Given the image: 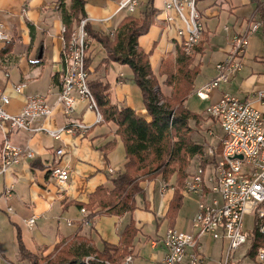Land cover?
Wrapping results in <instances>:
<instances>
[{"label": "crops", "instance_id": "obj_1", "mask_svg": "<svg viewBox=\"0 0 264 264\" xmlns=\"http://www.w3.org/2000/svg\"><path fill=\"white\" fill-rule=\"evenodd\" d=\"M121 1L84 0L86 19L93 29L113 35L124 17L132 14L141 18L144 11L152 8L153 22L148 31L138 37V46L150 53L151 69L161 91L168 95L171 89L163 84L164 77L158 75V68L164 60L176 58L180 47L177 34L182 26L180 19L174 11L163 9L165 0H137L132 12L119 9ZM69 6L70 0H64L61 5L58 0H0V21L11 37L0 42V89L10 100L5 110L18 114L27 99L44 95L51 113L42 121L43 128L56 131L74 121L86 126L83 133L63 131L59 138H55L44 130H14L9 129L7 123L0 124V162L5 140L34 155H21L18 162L0 173V264H31L34 261L42 264L58 244L73 245L80 236L89 239L97 248L106 243L117 245L130 219L128 214L99 213L87 220L88 211L79 207L80 203L88 202L98 187H112L110 179L123 169L125 152L115 134V125L97 121L96 111L85 101L77 98L73 111L65 115L58 100L63 82L61 58L66 46L63 12ZM196 9L204 32L198 44L201 50H197L193 61L199 72L194 78L193 90L184 100V106L190 111L194 110L191 100L195 90L215 75V67L203 73L206 72L201 66L203 57L211 52L212 47H217L219 60L223 59L230 49L231 37L245 29L250 18L264 19V0H197ZM168 15L172 17L170 23H166ZM87 43L88 53L94 54L90 63L94 69L106 54L96 40L88 39ZM241 62L240 70L226 86L239 79L241 90L231 94L258 106L255 92L264 88V36L261 29L249 36ZM102 71L108 84L110 103L129 107L150 121L140 89L132 80L130 67L109 61ZM19 85L23 86L18 88ZM226 86L218 91L212 104L226 92ZM108 143L113 145L108 146ZM57 149L63 150L59 163L69 171L67 186L62 190L50 176ZM207 167L208 164L205 168L209 171ZM140 185L143 192L135 197L136 209L131 214L138 232L130 264H151L159 261L165 253L162 239L168 228L184 232L193 230L197 197L185 196L181 188V206L174 220L169 222L166 214L174 196V178L165 181L157 175L143 178ZM30 218H34L32 225L27 222ZM224 243L209 235L203 236L200 241L203 261L198 264H221ZM216 245H219L220 257L215 261L212 254ZM21 249L31 257L21 256ZM186 253H191V249Z\"/></svg>", "mask_w": 264, "mask_h": 264}, {"label": "built area", "instance_id": "obj_2", "mask_svg": "<svg viewBox=\"0 0 264 264\" xmlns=\"http://www.w3.org/2000/svg\"><path fill=\"white\" fill-rule=\"evenodd\" d=\"M197 0H165L163 9L174 11L182 26L177 30L180 47L186 54L194 51L202 40L204 27L196 9ZM137 0H122L119 9L134 11ZM83 19L66 42L62 59L63 82L58 100L65 115L74 109L75 100L85 101L90 109L96 111L97 121L101 116L88 85V71L85 58L88 53L87 35L83 29ZM172 21L171 15L166 23ZM261 29L264 36V19L247 21L245 29L230 39V49L222 61L215 64V75L195 90L200 100H208L216 87L227 84L230 78L241 68V58L252 33ZM3 22L0 21V42L10 39ZM1 64V60H0ZM23 85H19L18 88ZM9 97L0 89V124L7 123L9 129L30 132L44 130L59 138L65 132H85L86 126L80 121L68 122L63 128L51 131L42 127V121L51 113V107L44 95L27 99L18 114L5 110ZM255 106L250 100H242L234 94L223 93L210 106L209 115L222 129L220 151L215 155L209 149V171L199 166L190 173L182 187V193L197 197L196 210L192 218L191 232L168 228L162 239L165 253L152 264H198L203 261L200 253V241L205 235L213 240H223V258L221 264H233L236 252L247 245L253 233L261 238L255 253L257 264H264V88L255 92ZM62 149L55 151L56 160L50 169V176L62 190L67 186L69 171L58 158ZM23 154L34 156L5 140L1 151L0 173L18 162ZM81 211H85L81 208ZM245 215L252 216V228H244ZM32 225L34 218L29 219ZM191 253L186 255L187 250ZM187 256V258H186ZM94 256L84 259L88 263ZM131 256L124 258L123 264H129Z\"/></svg>", "mask_w": 264, "mask_h": 264}, {"label": "trees", "instance_id": "obj_3", "mask_svg": "<svg viewBox=\"0 0 264 264\" xmlns=\"http://www.w3.org/2000/svg\"><path fill=\"white\" fill-rule=\"evenodd\" d=\"M255 1V0H253ZM64 0H58L60 5ZM84 0H70V6L63 12L65 25L64 38L67 42L72 32L86 19ZM141 18L132 14L127 15L118 24L113 35L103 34L93 29L86 20L83 29L88 39L96 40L104 49L106 57L94 69L90 67L94 54L87 53L85 67L88 71V87L94 97L101 121L112 122L115 134L121 141L125 162L123 169L111 180L112 187H98L90 196L87 203H80L90 220L95 214L107 213L115 216L128 214L130 217L124 226L117 245L103 244L97 248L89 239L80 236L73 245L61 243L56 246L42 264H121L124 257L132 254V247L138 229L135 227L131 214L136 209L135 197L143 192L140 180L154 178L160 175L165 181L174 178V196L170 202L167 218L172 222L182 203L179 190L183 187L189 175V167L195 156L202 158L207 147L206 142H196L193 138L194 126L200 117L184 106V100L193 90V81L198 67L193 65L195 53L201 48L196 45L192 54H185L181 47L176 58L164 60L158 68V75L163 76V84L170 87V93L164 94L153 73L149 54L138 46V37L145 34L153 22L154 10L142 13ZM109 61L126 64L132 72V80L139 87L142 101L150 115V121L138 116L129 107H119L110 103L108 84L104 78L103 68ZM93 74L94 77L89 76ZM108 143V146H112ZM220 145L214 149L217 154ZM202 158L200 166H205L212 160ZM246 258L255 264V253L261 238L253 233ZM21 256L30 258L25 251ZM93 255L88 263L87 256ZM31 264H40L37 261ZM235 264V263H234ZM237 264V263H236Z\"/></svg>", "mask_w": 264, "mask_h": 264}, {"label": "rangeland", "instance_id": "obj_4", "mask_svg": "<svg viewBox=\"0 0 264 264\" xmlns=\"http://www.w3.org/2000/svg\"><path fill=\"white\" fill-rule=\"evenodd\" d=\"M192 53H190V54H192ZM219 56H220V53L218 52V48L217 47H214V48L212 47L211 52L209 54H206L203 57V63L201 64V66L203 68V71H206V72H203V73H207L210 70H212L217 62L222 61L225 58L224 57L223 59L219 60V58H220ZM241 65H242V62H241ZM226 85L227 84H223V85H220L219 87L214 88L215 90L214 89L213 90L215 91L214 92L215 94L213 93L211 95V99L208 100V101H201L195 95L192 96L193 99L191 100V102H192V104H193L192 106L194 108L193 112L203 115V117L199 116L200 117V121L197 124L194 125V123H193V126L195 128L194 132H193L194 140L196 142H204V143L206 142V144H207L205 152H204V154L202 156L203 159L207 158L209 160V158H210L209 157V153H210L209 149L213 150V153H214V149L217 148L218 144H220V139H221V136H222L223 132H222V129H221L219 123L213 117H211L209 115V109H210V106L212 105L213 100L218 96V91L222 90L223 87H225ZM240 87H241V82H240L239 79H237V80H235L233 82V84L229 85L228 87L226 86L227 90H226L225 93H229V94L235 93V94H237L241 90V89H239ZM202 158L200 156H195L192 159L191 165H190L188 170L192 171V172L195 171L196 168H198L200 166ZM207 169L210 170V167H207ZM185 200H187V199H185ZM83 212H85V211H83ZM244 222H245L244 223V228H247V229H251L252 228V225H251L252 216L251 215H245ZM249 246H250V243H248L244 247H241L236 252V255L234 256L236 259L233 262V264L234 263L235 264L236 263L237 264L250 263V260L248 258H246V256H245L247 251H248V249H249ZM127 256H131V255H127ZM212 257L214 258L215 261H216V259L217 260L219 259V257H220L219 245L215 246V248L213 250ZM131 258H132V256H131ZM222 258H223V255H222ZM123 262L124 261H122L121 264H123ZM130 263H131V261H130ZM152 263H154V262H152ZM255 264H257V263H255Z\"/></svg>", "mask_w": 264, "mask_h": 264}]
</instances>
